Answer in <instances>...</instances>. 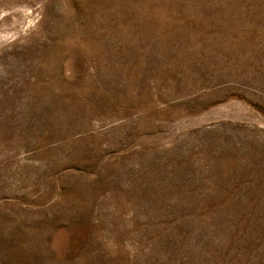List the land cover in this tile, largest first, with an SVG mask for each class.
I'll return each mask as SVG.
<instances>
[{"label": "rangeland", "instance_id": "rangeland-1", "mask_svg": "<svg viewBox=\"0 0 264 264\" xmlns=\"http://www.w3.org/2000/svg\"><path fill=\"white\" fill-rule=\"evenodd\" d=\"M0 264H264V0H0Z\"/></svg>", "mask_w": 264, "mask_h": 264}]
</instances>
